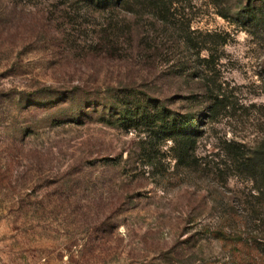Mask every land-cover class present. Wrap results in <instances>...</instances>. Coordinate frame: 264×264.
<instances>
[{"label": "rangeland", "instance_id": "rangeland-1", "mask_svg": "<svg viewBox=\"0 0 264 264\" xmlns=\"http://www.w3.org/2000/svg\"><path fill=\"white\" fill-rule=\"evenodd\" d=\"M134 1L0 0V264H264L226 152L264 145V0ZM157 104L196 116L194 165Z\"/></svg>", "mask_w": 264, "mask_h": 264}, {"label": "trees", "instance_id": "trees-1", "mask_svg": "<svg viewBox=\"0 0 264 264\" xmlns=\"http://www.w3.org/2000/svg\"><path fill=\"white\" fill-rule=\"evenodd\" d=\"M89 3L96 6L108 7V9H114L116 7H128L131 6L134 0H87ZM135 0L134 2H136ZM138 6V3H136ZM172 6L171 0H145L139 2V7L147 8L152 17L159 22H167V13ZM103 8V7H102ZM131 11L130 7L125 9ZM132 12V11H131ZM142 12V9L138 11ZM208 36H211V34ZM205 50L211 51V47H203ZM204 62H209L210 58L203 59ZM216 105V101L214 102ZM214 105V106H215ZM153 107L144 106L142 111L143 124L147 126L149 130H157L163 134L164 138L174 142L176 156L178 162L185 166H192L197 162L195 158L197 134L195 131L196 116L191 115L189 119L187 117L177 116L166 109L157 105ZM213 106V107H214ZM217 106V105H216ZM129 127L137 128V124L129 123ZM237 143H231L227 147V153L231 156L235 166L239 172L246 174L253 182L257 197L260 199V209L264 212V145H259L253 148L252 151L244 152ZM262 212V213H263ZM254 249L264 258V239L255 238Z\"/></svg>", "mask_w": 264, "mask_h": 264}]
</instances>
